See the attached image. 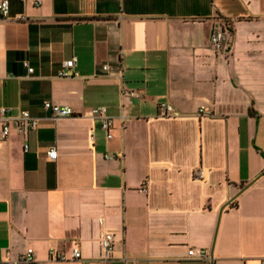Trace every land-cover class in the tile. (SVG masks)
Instances as JSON below:
<instances>
[{
    "label": "crops",
    "instance_id": "1",
    "mask_svg": "<svg viewBox=\"0 0 264 264\" xmlns=\"http://www.w3.org/2000/svg\"><path fill=\"white\" fill-rule=\"evenodd\" d=\"M3 1L0 107L41 122L0 124V264H101L106 232L107 264H264V0ZM100 106L112 139L87 116Z\"/></svg>",
    "mask_w": 264,
    "mask_h": 264
},
{
    "label": "built area",
    "instance_id": "2",
    "mask_svg": "<svg viewBox=\"0 0 264 264\" xmlns=\"http://www.w3.org/2000/svg\"><path fill=\"white\" fill-rule=\"evenodd\" d=\"M0 15L3 18H8L10 15V6L8 1H3L0 3ZM23 19V17H19ZM226 40L224 30L217 29L212 33L211 43L217 50H222L224 47V43ZM77 64V58L73 57L72 59L65 61L63 63L62 69L59 72V76L61 78H69L73 76L74 69ZM28 67V63H25ZM109 67L105 66L104 71H108ZM30 74L34 73L33 68H28ZM123 97H132V98H140L141 94L135 91H129L123 89L122 91ZM44 108L50 112L51 118L53 120H61L78 116L75 110L70 106H63L58 104H53L51 102H45ZM160 108L164 110L167 116H179L180 113L177 111L172 105L168 103H162ZM201 113H208L209 109L204 107L200 110ZM88 118L101 122L102 129L106 132L107 138H113V128L115 126V119L108 114V110L106 107L100 106L92 108L88 114ZM41 119L33 116L29 111L22 110L17 114H12L11 109L7 107H0V124L2 125V133L5 138L9 137L13 130H16L20 134H26L30 130H35L40 126ZM26 152L29 150V146H25ZM49 159L51 161H56L58 158L57 150L52 148L48 152ZM107 159H112L114 156L106 155ZM196 176L200 179L204 178V172L199 170L196 173ZM115 234L113 232H106L101 240L102 248H103V261L101 264H107L111 255L115 251ZM73 259L82 261L83 256L79 246H75L73 248ZM190 258H195L199 260H203L207 258V253L203 250L190 249L188 253ZM51 256L55 260L65 261L67 260L65 254L61 253L57 249L51 250ZM33 250L29 249L27 253L23 254L19 261L20 263H30L33 262ZM136 264V263H133Z\"/></svg>",
    "mask_w": 264,
    "mask_h": 264
},
{
    "label": "water",
    "instance_id": "3",
    "mask_svg": "<svg viewBox=\"0 0 264 264\" xmlns=\"http://www.w3.org/2000/svg\"><path fill=\"white\" fill-rule=\"evenodd\" d=\"M249 186H250V185L246 186L242 191L246 190ZM212 257H213V255H212Z\"/></svg>",
    "mask_w": 264,
    "mask_h": 264
}]
</instances>
